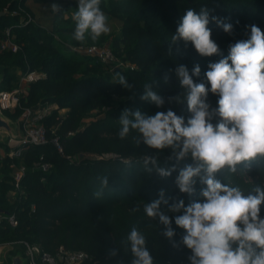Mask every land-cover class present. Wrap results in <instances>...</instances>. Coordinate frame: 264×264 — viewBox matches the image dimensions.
Segmentation results:
<instances>
[{
	"label": "trees",
	"instance_id": "trees-1",
	"mask_svg": "<svg viewBox=\"0 0 264 264\" xmlns=\"http://www.w3.org/2000/svg\"><path fill=\"white\" fill-rule=\"evenodd\" d=\"M249 1L251 0H233L234 4L222 0L214 4L198 0L120 1L118 9L125 11L128 17L134 12L144 15L156 5L153 19L150 22L145 21L143 26L137 18H129V26L125 28V33H129L130 36L122 38L129 49L124 60L135 68L118 73L124 75L127 83L133 86L131 89L121 85L118 76L116 79H101L99 82L93 78H79L77 74L81 67L86 66L88 72L100 68L103 64L92 58L62 51L55 43L53 34L47 31L34 30L31 26L15 29L18 41L26 43L25 49L40 56L42 70L48 76L39 94L36 87L40 86L34 85L36 87L31 99L33 96L37 100L44 99V103L49 101L61 107L65 101H69L71 111L65 118L55 114L45 119L47 128L57 126V135L64 146L65 155H75L84 151L89 133L78 130L81 110L87 103L96 101L100 95H134L132 92L136 88L135 94H141L147 83L164 99L165 103L161 110H169L176 98L187 93L176 75V68L180 65L186 66L190 75L192 69L199 65L201 70L199 76L193 75L192 78L194 82H203L210 88L205 73L210 70L209 64L215 62L212 59L213 55L201 56L186 44L179 41L171 43L174 28L179 25L189 8L197 13L201 8H207L210 16L222 18L228 23L229 20H239L237 14L242 5H247L245 3ZM70 5L78 7V0H71ZM225 7L233 8L236 14L229 12ZM244 8L249 11L248 15L254 10L258 13L263 9L246 6ZM159 19L163 21L158 24L156 21ZM0 22L1 28L4 29L15 24L14 20L8 18ZM242 23H246V20ZM208 27L212 30L213 40L227 37L229 34L215 22L210 21ZM260 27L264 28V24L260 23ZM74 28L75 23L72 28L65 31L70 33ZM134 34L137 35L136 41L132 40ZM119 44L117 41V48ZM228 55L229 50H220L219 60ZM20 56V62L23 64L24 58L21 53ZM30 62L32 64L31 59ZM0 65L7 71L11 69L6 62H0ZM56 66L59 68L57 71L53 69ZM27 68L25 66L23 70ZM165 75L168 76L167 81L164 79ZM2 85L6 87L5 83ZM217 101L218 96L209 92L206 102L211 108L217 107ZM42 103L40 105H46ZM174 112L183 117L185 123L191 116L186 101L183 111ZM218 120L219 117H214L212 122L216 123ZM120 127L107 125L94 132L96 140L106 136L105 143L110 144L109 150L118 155L115 159L90 160L77 165L68 163L51 144L27 149L23 155V163L28 169L21 183L25 195L18 205L10 207L11 213L17 214L19 226L12 228L7 223L3 224L0 226V236L6 226L17 229L18 232H32L34 241L31 244L40 246L44 252L51 255H56L63 248L69 252L86 253L88 256L86 264H132L134 257L127 236L135 227L145 236L146 247L153 257V264H191L189 259L191 250L182 243L185 230L174 222L175 216L182 215L183 210L172 212L169 208L181 199L185 206L193 202H203L201 190L206 185L201 182L200 177H195L194 191L191 194L181 193L175 180L180 169L186 164H194L191 157L177 161L171 148L163 150L149 148L134 130L126 138L120 139L118 137ZM137 140L140 142L137 143ZM41 156H44L43 162L52 165L47 172L37 167L41 165ZM145 156H154L158 167L170 169L175 166L176 171L170 176L161 177L156 168L149 164L147 167H152L153 170L148 172L144 164ZM105 176L108 178V186L103 189L101 197H96L94 192L99 190L100 180ZM42 178L45 181H42ZM216 178L225 185L239 187L244 195H248L255 186L264 187V158L258 157L251 163L244 162L238 165L236 173H229L225 169L217 173ZM161 189L168 200V204H161V209L172 218L171 227L175 232L171 239L163 234L165 226L159 222V218L147 217L144 212V205L158 199ZM137 207L139 211H132ZM260 216L264 218V204L261 205ZM111 249L117 250L116 256H109Z\"/></svg>",
	"mask_w": 264,
	"mask_h": 264
},
{
	"label": "clouds",
	"instance_id": "clouds-1",
	"mask_svg": "<svg viewBox=\"0 0 264 264\" xmlns=\"http://www.w3.org/2000/svg\"><path fill=\"white\" fill-rule=\"evenodd\" d=\"M100 5L101 0H78L72 15L75 41L83 43L87 38L96 41L110 32L109 18ZM210 21L225 33L233 31L231 23L210 16L207 8H201L199 13L189 8L171 36V43L190 42L201 56L219 55V46L208 27ZM249 27L248 39L231 44L227 57L209 64L210 70L205 76L210 88L192 78L199 76V65L192 69V75L184 65L176 68L180 85L187 90L186 103L191 116L186 123L171 109L157 111L155 115L124 109L119 119L120 139L134 130L149 148H171L177 161L191 157L194 164L180 169L175 180L181 193L194 191L195 177H200L206 185L201 190L203 202L185 206L181 199L169 208L172 212L183 210L182 215L175 216L174 222L185 230L182 243L191 250V264H264V218L260 216L264 187L255 186L244 195L239 187L225 185L216 178L217 173L225 169L236 173L238 165L264 158V31L256 25ZM117 76L121 85L128 89L133 87L124 75L117 73ZM164 79L167 81L168 76ZM209 92L218 96L217 107L211 111L206 102ZM140 99L151 101L158 108L165 103L147 83ZM214 117H219L216 123L212 122ZM144 164L148 172L153 170L147 167L149 164L155 167L161 177L176 171L175 166L158 167L154 156H145ZM107 186L105 176L94 196L101 197ZM162 203L168 204L163 189L158 199L144 205V212L147 217H158L165 226L163 234L171 239L175 235L172 218L161 209ZM127 241L134 257L132 264H153L145 236L137 228L131 229ZM116 255V249L109 251L110 257Z\"/></svg>",
	"mask_w": 264,
	"mask_h": 264
},
{
	"label": "rangeland",
	"instance_id": "rangeland-1",
	"mask_svg": "<svg viewBox=\"0 0 264 264\" xmlns=\"http://www.w3.org/2000/svg\"><path fill=\"white\" fill-rule=\"evenodd\" d=\"M1 1V0H0ZM123 0H101V9L108 16V24L110 27V32L108 34L102 35L98 40L92 41L90 38H87L83 43L75 41L72 38V32H67V28H72L74 25V20L72 19L73 13L76 11L77 7L70 5L71 0H49L47 2H36L35 0H2L0 3V21L5 19L14 20V25H20L22 20L25 19L30 22L28 26H31L32 29H41L53 34V39L55 43L60 47V49L68 54H72L73 49L78 48H87V47H97V48H106L112 52L115 57V61H108L107 63H100V68L93 69L91 71H86V66L81 67V71L77 74L79 78H93L98 82L101 79H116L118 72H128L131 70V66L127 61L124 60L126 57L127 51L129 50L125 43H123V37H129V33H125V28L129 26V18H137L140 24L143 26L145 21H151L156 13V5L153 9L147 11L146 14L132 13L130 17L127 16V13L121 9H118V4ZM201 2L214 4L220 0H198ZM223 2L230 3L233 0H222ZM233 3V2H232ZM234 4V3H233ZM247 5H242V8L237 14L239 20H234L229 22L233 25V31L224 38H215L214 41L218 44L219 49L222 51L229 50V46L234 44L239 40H246L250 36V25L258 26L262 31L264 28L260 27V23L264 24V0H251ZM251 8H263L260 12H252L251 15L249 11L244 7ZM57 8L60 11H57ZM229 12L236 14V10L231 7H225ZM246 9V10H245ZM246 20V23H242ZM163 19H159L156 23L162 22ZM0 22V44L2 39V34L6 32L7 29L14 26H8L5 29L1 28ZM178 25L175 26L174 34L176 32ZM26 28V27H25ZM162 32V29H161ZM132 40L136 41L137 35L132 36ZM14 42L17 45H20V51H2L0 47V62H6L11 66V69L7 71L5 67L0 65V72L5 76V86L9 89H13L19 85V75L25 66L33 67L34 70H42V60L39 59L40 56L36 55V52L30 53L25 49L26 43L19 42L17 34L13 35ZM117 41L120 42L118 48L116 47ZM182 44H186L184 41H179ZM187 47L194 48V46L189 42L186 44ZM1 46V45H0ZM117 50V51H116ZM20 53L23 55L24 61L23 64L20 62ZM30 55V57H29ZM20 56V57H19ZM29 58H28V57ZM19 57V58H18ZM22 58V57H21ZM32 61V64L30 62ZM212 59L215 62L219 61L218 55H213ZM39 60V61H38ZM98 61V60H97ZM122 64V65H121ZM30 65V66H29ZM135 68V67H134ZM54 70H59V68L53 67ZM52 69V70H53ZM48 76L33 84H24V89L26 92L25 106H39L44 99L37 100L36 97L31 94L35 91V84L40 87H36L38 94L40 93V88L45 85V80ZM134 95L124 94V95H100L96 101L87 103L84 108L81 110L80 121L78 123L79 131H88L89 139L86 143L84 151L75 155H65L68 163L80 164L90 160H100V159H115L118 155L110 151V144L105 143L106 136L102 139L96 140L94 132L101 129L104 126H121L119 124V119L124 109L130 110H139L142 114L145 115H155L157 111L161 110L162 107H157L151 101L141 100V94L138 93L137 88L133 89ZM186 101V95L178 97L174 100L171 105V110H184V104ZM29 105L27 106L26 105ZM46 104L43 106H51L52 112L49 117L52 115H58L62 118H65L68 113L71 111L69 107V101L63 103V107L59 106L57 103L43 102ZM214 109L210 107V111ZM167 111V110H165ZM11 117H14L11 115ZM48 117V118H49ZM47 119V118H46ZM42 125L47 127L45 120L42 121ZM56 126V125H55ZM143 142V140H141ZM23 167V179L27 173L28 167L21 160L15 162L7 161L0 157V172L5 175V178L0 182V215L6 217L11 213V205L16 206L18 194L17 187H15L16 180L20 169ZM40 168V166H37ZM52 165L50 164V168ZM50 170V169H49ZM48 170V171H49ZM244 176V175H243ZM42 181H45L42 178ZM252 183V181H249ZM4 233L0 236V264H11L12 257L16 256L18 253H22L23 256L26 255V245L33 246L31 244L34 241V234L29 231H20L17 229L8 228L5 226ZM38 246V245H37ZM68 252V251H67ZM58 264H67L64 258H61V261H58ZM77 264H86L85 261Z\"/></svg>",
	"mask_w": 264,
	"mask_h": 264
},
{
	"label": "built area",
	"instance_id": "built-area-1",
	"mask_svg": "<svg viewBox=\"0 0 264 264\" xmlns=\"http://www.w3.org/2000/svg\"><path fill=\"white\" fill-rule=\"evenodd\" d=\"M30 24L28 20H22L20 25H14L6 30L2 34L1 50L2 51H20V45H17L13 40L15 29L25 28ZM72 53L81 56L88 57L100 61L101 63H107L108 61H115V57L112 52L106 48L87 47L73 49ZM122 65V64H121ZM131 70H134V66ZM47 77L46 73L41 71L30 69L28 67L25 71H21L19 75V85L13 89L3 87L0 85V111L10 119H12L16 125L17 138L9 136L8 140L3 144H0V157L12 163L21 160L23 161V155L30 147H41L51 144L55 150L65 157L64 146L60 137L57 135V126H51L47 128L42 125V121L51 115V106H34L26 107L25 99L27 97L24 84L37 83ZM13 115L14 117H11ZM49 133L51 136H49ZM40 168L47 172L50 169V164L43 162L44 156L40 157ZM23 167L20 169L18 178L16 180L15 187H17V203L21 202L22 197L25 195L23 187L21 185L23 180ZM18 205V204H16ZM7 223L12 228L19 226V220L16 212L3 217L0 215V226ZM26 245V255L24 256L28 264H58L61 258H64L67 264H77L86 261L88 256L84 252H67L63 248L59 250L56 255H51L44 252L40 246Z\"/></svg>",
	"mask_w": 264,
	"mask_h": 264
},
{
	"label": "water",
	"instance_id": "water-1",
	"mask_svg": "<svg viewBox=\"0 0 264 264\" xmlns=\"http://www.w3.org/2000/svg\"><path fill=\"white\" fill-rule=\"evenodd\" d=\"M5 81V76L0 72V85H2ZM11 136L12 138H17L16 134V125L12 119L5 116L0 111V144L6 142ZM5 178V175L0 172V182H2ZM11 264H28L27 259L23 256L22 253H18L16 256L12 257Z\"/></svg>",
	"mask_w": 264,
	"mask_h": 264
}]
</instances>
